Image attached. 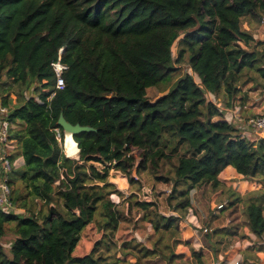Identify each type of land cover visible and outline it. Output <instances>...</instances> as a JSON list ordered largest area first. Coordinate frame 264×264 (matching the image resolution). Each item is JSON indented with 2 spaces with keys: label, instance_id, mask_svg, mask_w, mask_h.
I'll return each instance as SVG.
<instances>
[{
  "label": "trees",
  "instance_id": "trees-1",
  "mask_svg": "<svg viewBox=\"0 0 264 264\" xmlns=\"http://www.w3.org/2000/svg\"><path fill=\"white\" fill-rule=\"evenodd\" d=\"M246 18L264 24V0H0V102L9 109L18 88L17 104L6 120L18 142L12 158L22 157L25 167L14 171L12 186L16 181L24 186L27 195L17 197L24 206L31 199L49 209L24 217L0 208V264H149L156 257L166 264H207L204 251L218 262L215 238L236 232L227 226L208 231L211 248L196 250L184 216L197 188L221 189L219 195L228 189L231 208L243 201L222 180L228 168L241 176L239 181L259 180L260 188L243 208L250 233L263 237L264 139L243 138L210 98L232 109L241 86L249 83L246 73L257 72L264 80V51L250 49L262 42L244 29ZM59 58L67 66L62 90L56 89L52 65ZM185 64L200 84L186 73L157 99L147 96ZM34 85L38 98L25 97ZM61 113L73 125L97 130L73 137L78 160L64 153V133L57 124ZM134 150L141 152L139 171L172 183L169 201H177L172 209L179 215H161L154 202L138 201L133 194L128 211H144V220L159 235L154 248L125 244L122 253L133 255L134 263L108 254L110 246L102 241L89 254L74 256L98 213L106 232L117 231L123 215L111 195H123L110 183V173L121 172L135 184ZM174 158L173 178L158 176L161 162ZM10 225L16 238L9 257L2 240ZM102 244L106 251L100 250ZM238 251L226 254L223 262Z\"/></svg>",
  "mask_w": 264,
  "mask_h": 264
},
{
  "label": "rangeland",
  "instance_id": "rangeland-1",
  "mask_svg": "<svg viewBox=\"0 0 264 264\" xmlns=\"http://www.w3.org/2000/svg\"><path fill=\"white\" fill-rule=\"evenodd\" d=\"M243 25L245 30L251 31L252 34L257 37V42H262V45H257V43H254L251 45L250 49L255 48L256 46L257 51H264V24L259 23L258 20L246 18L243 20ZM173 52L174 57H176L177 43L173 47ZM179 68L180 69H178V71L170 80L162 83L157 88L149 89L147 91V96L151 100L157 99L161 95L171 90L177 79L186 73L191 74L197 84L201 83L199 77L188 68V65L185 64ZM244 80H248L249 83L245 86H241L242 91L238 95L235 108L226 109L224 100L217 99L215 96L213 97L210 95L211 100H214L215 102L214 104L216 106L218 105V109L220 111L223 110L227 112L224 117L225 120L231 119L230 112L234 110L241 112V114H243V112H247L248 115L250 114V111L252 112L251 114L257 115L264 113V80L261 79L257 72L246 73ZM14 90L15 91L10 95V110L17 104L16 95L18 94V88H15ZM24 96L27 98H38V94L35 93V85L30 90H26L24 92ZM1 97H3V95L0 92V101ZM242 103L245 104V108L242 106ZM242 136L248 138L250 142L253 141L254 143L264 139V133L255 134V132H253L251 135L242 134ZM64 153L66 155L65 149ZM132 154L135 157L136 163L131 177L134 179L135 184L131 185L128 182V179L121 172L112 171L110 173V183L114 184L115 189L121 192L123 195V197L119 196L118 194L111 195L112 201L118 206L119 211L123 215V219L120 222L117 231H115L113 235L109 232H106L101 226L103 221L100 214L98 213L95 220L83 231L80 243L74 251V256L82 257L86 254H89L93 247L99 241H102L108 243L110 246V250L107 251V253L109 252L108 254L117 256L118 258L126 257L124 258L125 260L134 263L136 260L133 255L124 256L122 253V247L125 244L133 246V244H135L134 242H136L150 249L154 248L155 243L159 239V235L156 234L152 229L151 224L144 220V211H141L137 208H133L128 211L127 198L133 194L137 195L138 201H144V199L147 198L151 202H154L157 207L156 210L161 215H179L178 213L173 212L172 209L177 201H169L170 197L172 196V183L170 184L157 181L154 173L151 171H139V165L142 161L141 152L134 150ZM78 159L79 155L78 158L74 160ZM176 164L177 158H174L172 161H162L158 176L173 178L174 166ZM95 166L102 168V166L99 164H95ZM24 168V165H22L20 170L24 171ZM258 181V179H243L235 183L234 186H236V188H234V190H236L235 192L240 195L241 198H243V201L236 204L232 208L229 206V204L233 199L230 197L229 192L226 191L228 189H226L222 195H219L220 193H218V191H221V189L213 190L209 186L197 188L192 191V207L184 216V220L190 221L187 218L189 215H191V220L192 217H194V225H196V227L202 228L201 230H196L195 234H197L200 242L196 243L193 248L198 250L201 248L200 245H203L208 249L211 248L206 238L207 233L203 232L205 228L209 231V234H211L215 229H220L223 228V226H227L228 231L236 232V234L235 236H219L215 238L214 243H216V247L220 249V258L218 259L219 263H223L226 254H229L231 251L238 248L239 251L237 255L233 259L228 260L227 263L224 262V264H234V260H240L243 262V264H264V235L263 237L258 238L250 233L249 228L247 227V218L243 208V202L249 199V194L253 191H257L260 188ZM13 187L14 196L13 208L10 210L11 213L25 217L31 213L35 214L36 216H41V214H46L48 212L49 209L43 202H33L30 199L26 203V206H24L21 201H17V197L19 195H27L24 186L21 185L20 182L16 181ZM231 187L233 188V185H231ZM146 193H149V195H146ZM221 204H224L225 208L217 210V207ZM61 207L62 203L58 202L57 210H61ZM14 229V225L8 226L7 234L2 240L4 250L9 257L11 243H13L16 238L14 236ZM194 229L196 228L194 227ZM165 239L167 242L172 243V239H170L168 235L165 236ZM161 246L163 245L161 244ZM100 250L106 251L105 244L101 245ZM167 251L169 253L170 250ZM176 251L177 253H180L183 252V249L177 248ZM204 253L206 255L205 257L207 258V264H210L212 262L211 255L208 251H204ZM247 255H250L248 259H246ZM149 260L150 261H146L149 264H166V261L162 260L161 257L150 258Z\"/></svg>",
  "mask_w": 264,
  "mask_h": 264
},
{
  "label": "built area",
  "instance_id": "built-area-1",
  "mask_svg": "<svg viewBox=\"0 0 264 264\" xmlns=\"http://www.w3.org/2000/svg\"><path fill=\"white\" fill-rule=\"evenodd\" d=\"M52 65L57 76L56 89L62 90L65 86L62 75L64 71L67 70V66L61 62L60 58L57 62L53 63ZM212 102L215 103L214 100ZM230 114L231 119L225 121L232 125H235L236 128L240 131L241 136L242 134L251 135L253 132H255V134L264 133V113L247 118L243 117L241 112H237L236 110L230 112ZM7 115L8 109L2 107L0 102V208L4 213L8 214L11 213L10 210L13 208L12 176L14 171L20 167L21 157H18L15 160L12 158L13 156L18 154L19 150L17 140L13 139L12 137V129L14 127L10 125L9 122L6 120ZM56 132L58 134L57 138L61 143L62 138L59 133V129H56ZM146 195H149V193H146ZM145 200L147 201L149 199L145 198L144 201ZM223 208H225V205L221 204L217 207V210H221ZM195 228L197 230L202 229L201 227H196V225ZM203 232L208 233V230L205 228ZM234 261V264H243V262L240 260Z\"/></svg>",
  "mask_w": 264,
  "mask_h": 264
},
{
  "label": "crops",
  "instance_id": "crops-1",
  "mask_svg": "<svg viewBox=\"0 0 264 264\" xmlns=\"http://www.w3.org/2000/svg\"><path fill=\"white\" fill-rule=\"evenodd\" d=\"M242 106L245 108V104L244 103H242ZM227 111H232V110H227ZM250 111V110H249ZM224 114H226L227 112L225 111V112H223ZM252 112L250 111V114L248 115L247 114V112H243V117H251V116H255V115H257V114H251ZM21 162V164H20V167L19 168H21V166L22 165H24V160H23V158L21 157V160H20ZM222 180L223 181H226V186L227 187H231V185H233V188H235V181L237 180V181H239V179L241 178V176H239L232 168H228L223 174H222ZM230 178V179H229ZM227 179H229V180H227ZM231 179H232V181H231ZM124 181V180H123ZM124 183V182H123ZM247 184V183H246ZM124 185V184H123ZM190 217H191V215H189L188 216V220H190V221H185L186 222V225L191 229V231H192V235H193V237H194V243H193V246H195V244L196 243H199L200 242V240H199V238H198V236H197V234H195L196 233V230L197 229H194V227H195V225H194V217H192V220L190 219ZM197 221V220H196ZM251 235V234H250ZM200 247L201 248H203V245H200ZM209 252V254L211 255V259H212V262L210 263V264H219V261L218 262H216L215 260H214V257L212 256V253L210 252V251H208ZM215 262V263H214ZM227 263V262H226ZM222 264H224V262L222 263Z\"/></svg>",
  "mask_w": 264,
  "mask_h": 264
},
{
  "label": "water",
  "instance_id": "water-1",
  "mask_svg": "<svg viewBox=\"0 0 264 264\" xmlns=\"http://www.w3.org/2000/svg\"><path fill=\"white\" fill-rule=\"evenodd\" d=\"M58 126L62 129L64 134H69L72 137L79 135L81 133H92V132H97L96 129L90 127V126H81L79 123L78 124H71L69 123L65 117L64 114L61 113L57 122Z\"/></svg>",
  "mask_w": 264,
  "mask_h": 264
},
{
  "label": "bare ground",
  "instance_id": "bare-ground-1",
  "mask_svg": "<svg viewBox=\"0 0 264 264\" xmlns=\"http://www.w3.org/2000/svg\"><path fill=\"white\" fill-rule=\"evenodd\" d=\"M64 149L66 151V155L71 159L78 158L79 148L77 143L73 139V137L69 134H64Z\"/></svg>",
  "mask_w": 264,
  "mask_h": 264
}]
</instances>
